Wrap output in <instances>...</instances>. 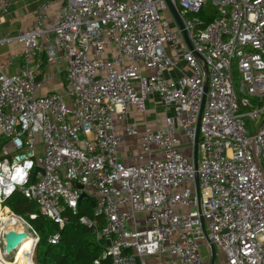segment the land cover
I'll return each instance as SVG.
<instances>
[{"label":"built area","instance_id":"2783aa9c","mask_svg":"<svg viewBox=\"0 0 264 264\" xmlns=\"http://www.w3.org/2000/svg\"><path fill=\"white\" fill-rule=\"evenodd\" d=\"M170 1L191 48L167 0H61L49 26L43 13L0 39L20 42L23 58L12 75L0 60V213L31 230L35 251L37 231L5 203L15 192L38 206L29 218L60 227L86 192L93 217L80 222L112 264H211L210 243L228 264H264V0ZM46 34L48 60L67 64L63 94L40 93ZM156 99L159 125L127 121ZM127 137L142 147L131 164L119 157Z\"/></svg>","mask_w":264,"mask_h":264},{"label":"crops","instance_id":"0c3cea01","mask_svg":"<svg viewBox=\"0 0 264 264\" xmlns=\"http://www.w3.org/2000/svg\"><path fill=\"white\" fill-rule=\"evenodd\" d=\"M9 1L8 10L5 12L0 11V39L4 37H15L21 32L29 30L43 13L47 15L45 25L49 26L53 23L55 13L61 3V0ZM46 1H49V7L47 10H43L41 6ZM50 36V34H46L41 38L40 43L42 49L36 56L37 76L43 83L40 93L59 92L63 94L66 86L67 64L61 58L60 52L57 53V60H48L46 47L51 43ZM0 60L5 65L8 74L12 75L18 73L23 67L22 44L14 40L8 44L0 45ZM180 66H184V62H181ZM146 108L147 112L145 114L132 110L127 121H137L140 128H143L146 124L152 127L159 125L160 119L158 118L164 114V108L161 102L158 99L155 101H147ZM123 125V121L116 120L118 132L123 131ZM141 151V144L135 138L127 137L121 144L119 151L120 161L125 164H131L133 163V156ZM21 250L15 253L13 261L11 262L15 261L16 255L19 254ZM168 260L167 256H165L163 260L151 257L148 258V264H167Z\"/></svg>","mask_w":264,"mask_h":264},{"label":"trees","instance_id":"16d2710c","mask_svg":"<svg viewBox=\"0 0 264 264\" xmlns=\"http://www.w3.org/2000/svg\"><path fill=\"white\" fill-rule=\"evenodd\" d=\"M214 15L215 10L210 5L201 12L206 24ZM94 204L93 198H83L76 213L70 210L65 212L67 221L60 227L57 222L41 214L35 219L29 218L30 213L36 212L34 203L20 192H15L7 201L9 208L25 216L39 235L36 248L38 264H112L109 257H103L105 242L97 240L94 230L80 222L83 216L93 217ZM55 232L60 233V243L51 245L48 238Z\"/></svg>","mask_w":264,"mask_h":264},{"label":"bare ground","instance_id":"6f19581e","mask_svg":"<svg viewBox=\"0 0 264 264\" xmlns=\"http://www.w3.org/2000/svg\"><path fill=\"white\" fill-rule=\"evenodd\" d=\"M0 219L2 223L1 229H0V264H3V263L4 264H36V262L34 261L35 241L31 237H28L25 240L26 242L23 241L21 245L16 249V251L21 250V248L28 242L25 245V247L20 251V253L16 255L14 262H11L5 259L6 257H8L6 256L7 252L3 250L1 246H4L5 244L6 233L9 232L10 230H13L16 232H25V229H24L23 223L18 221L13 216L8 215L7 212L2 211V213H0Z\"/></svg>","mask_w":264,"mask_h":264},{"label":"water","instance_id":"95a60500","mask_svg":"<svg viewBox=\"0 0 264 264\" xmlns=\"http://www.w3.org/2000/svg\"><path fill=\"white\" fill-rule=\"evenodd\" d=\"M167 1L170 5V8L172 10V13H173L176 21L178 22L180 28L183 30V33H184V36L187 40L188 46L191 48L192 46H191V44L187 38V34H186V31L184 30V26H183V23H182V20L180 18L178 10L171 3L170 0H167ZM205 90H207V87H205ZM200 121H201V114H200V118H199L198 125H197V134H196V140H195V158H196V161H197V153H198L199 134H200ZM196 187H197V197H198V200H200L199 182H198L197 178H196ZM83 198H89V195L86 192H84L81 194L80 201ZM199 208H200V205H199ZM201 220L203 223L204 232L206 234V230H205V226H204V220L202 217H201ZM27 238H28V235L26 232H16L13 230H10L9 232H7L5 235V244H4V249L7 252L6 256L10 257L13 254V252H15L16 249L21 245V243L23 241H25ZM210 246H211V264H214L215 260H216V256H217V250H216V247L213 243H210ZM36 248H37V246H36Z\"/></svg>","mask_w":264,"mask_h":264},{"label":"rangeland","instance_id":"374dc122","mask_svg":"<svg viewBox=\"0 0 264 264\" xmlns=\"http://www.w3.org/2000/svg\"><path fill=\"white\" fill-rule=\"evenodd\" d=\"M237 83H239V79L237 78ZM6 204H7V202H5ZM34 210L36 211V212H38V206L37 205H35L34 204ZM25 231L26 232H31V230L30 229H28L27 227H25ZM28 235H31V233H28ZM26 242V241H25ZM1 248L3 249V250H5L4 249V246H1ZM203 253H205L206 254V252H207V249H206V247L205 246H203ZM217 250V256H216V260H215V263L214 264H228L226 261H225V259L223 258V256L221 255V252L219 251V249H216ZM18 252V250L16 251V252H14L10 257H6L5 259L6 260H8V261H13V258H14V256H15V253H17ZM34 261H36V251L34 252ZM4 264V263H3ZM36 264H38L37 263V261H36Z\"/></svg>","mask_w":264,"mask_h":264}]
</instances>
